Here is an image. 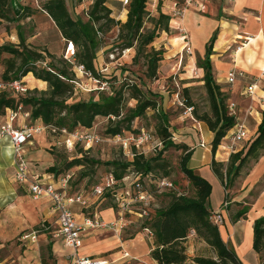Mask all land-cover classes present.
<instances>
[{"label":"rangeland","instance_id":"374dc122","mask_svg":"<svg viewBox=\"0 0 264 264\" xmlns=\"http://www.w3.org/2000/svg\"><path fill=\"white\" fill-rule=\"evenodd\" d=\"M21 1L22 8L24 7L25 10L20 13L17 22L25 20V15L29 13L27 9L37 11L39 14L29 20L28 25L21 26L18 30H16V25L14 24L16 21H2L0 46L12 45L16 47L19 45L20 36L24 42H29L36 37L34 38L36 40L32 39V44L26 43V45L32 47H34L33 45H38L37 40L47 39L49 41L48 47L46 46L44 49L41 46L35 47L36 51L44 57V60L35 63L34 67L36 69H47L51 63L56 67H63L67 70L73 80L71 83L73 91L66 99L67 104L86 101L89 98L97 100L99 93L109 94L112 91H120L121 89L125 107L122 115H125L126 111L136 105V101L130 98L132 87H136L147 98L156 101L155 110H147L142 117L135 119L131 123L132 132L145 130L151 133L153 136L151 144L144 145L139 150L133 149L131 153L125 152L121 144L107 134L108 128L114 127L117 122L116 119L112 118L109 120L98 117L95 119L91 129L83 131L78 128L76 130L79 135L78 138L88 134L98 140L92 145L87 146L84 141H74L72 150H69L66 144L67 136L50 135L46 130L40 134L41 136H35L26 143L22 148V154L27 162L31 163L33 171L42 175H50L58 187L63 184V180H66L64 191L66 195H81L84 199H90L87 204L91 203L92 206L96 204L94 202L96 199L92 197V189L102 184L106 176L114 170L113 167L106 166L105 163L130 162L133 157L131 154H134L144 160L155 159L152 162V172L148 177H144L143 180L144 187L150 193L146 213H150L153 216L157 210L165 209L169 205L172 195L193 197L194 190L180 168L183 152L175 148L163 151V146L158 136V130L163 126L161 115L167 118L168 129L174 138L172 141L176 145H182L181 137L190 143L191 130L189 131L186 128H190L197 133L196 123L199 122L195 117V113L198 116L205 113L211 115L208 95L202 81L203 75L195 70L200 69L199 65L203 60L199 55V45L195 44L193 40L191 41L188 31L182 28L179 23L181 17L177 12L184 8L182 0H161L163 3L171 5L172 9L167 11V13L173 22H169V31L167 33L160 32L158 38L146 47L144 52L138 56L136 63L133 62L135 61L133 58L136 55V43H133L132 49L123 50L121 48L122 42L118 39L119 27H114L111 31L104 34L98 33L97 41H100V48L96 54V69L102 75H107L109 79L107 84H100L92 77L80 74L76 70L77 64H72L66 60L77 52V48L73 46L72 50H68L66 41H61L60 39H58V42L55 41V37L58 38V36H56L54 25L39 10V8L42 9L47 0ZM159 1L147 0L146 10L151 18L157 19L158 17ZM63 2L69 17L73 21L87 22V14L94 0H63ZM218 2L219 0H210L208 10H205V8L204 10L188 8L187 11L210 17L211 9L215 8ZM25 3L26 6H23ZM175 3L178 4L176 8H174ZM115 4L118 7L114 6V9H112L111 18L116 22L124 23L126 19L124 22L119 20L124 12L122 10L123 5L118 0H108L106 6L110 8ZM128 5L125 6V11L128 10ZM160 8L163 12L164 7L162 4H160ZM98 25L95 27H98ZM151 29H153V24L146 21L144 31ZM17 33H19V36ZM183 33H186L190 39L191 54L181 53L182 45L179 41ZM151 48L154 51H161L163 60L158 65L156 78L148 80L145 78L147 71L145 55ZM10 59L14 58L8 54L0 55V81L6 69V62ZM20 65L19 59H14L12 71H16ZM215 74L218 76L217 73ZM29 79H31V83H28ZM21 81L25 88L27 87L24 92L25 97L49 98L50 90L48 85L44 82L42 83V81H37L32 74H28ZM221 91L230 98L228 86L221 87ZM186 101H189L193 106L192 111L187 114L185 110L189 106H187ZM226 104H228V100ZM23 111L24 114L31 112L29 107H23ZM189 114L193 119L190 118ZM22 120H18L21 125L42 127V123L39 120L31 121L30 117ZM127 134L128 132H125V135ZM198 138L199 136L197 135ZM187 147L190 151L192 150V146ZM4 150H1L2 164L12 170L8 172L6 179L3 175H0V264H26L27 261L25 260H29L30 256L26 257V252L31 255L34 253L40 259L44 258L47 264H58L57 256L54 257L52 250L49 251L47 248L50 243L48 240L46 242L41 240L38 247L31 246L26 248L21 245L23 244L20 242L22 234L37 230L45 221H51L52 219L47 216V211H43V209H46V204L35 202L26 191L13 182L14 167L12 168L11 166L12 158L6 155ZM201 151L199 148L196 150L195 158L199 157ZM74 159H82L83 162L79 166L67 169L66 165ZM229 159L222 162L223 173H225ZM90 161L98 162V164H91ZM256 163L252 159L247 160V163L239 173L236 176H232L229 182L226 183L224 176L223 184H220V187L222 185L221 191L218 190L212 193L210 200L213 206L216 204L213 207L215 211H219V207L215 203L216 200L220 199L222 202L226 198L227 206H222V210L225 213H222V210L218 212L223 218L222 226L225 218L230 220L243 206L248 207L256 197L259 187L264 185V179H260L254 188L247 181V176ZM53 166L59 170V173L57 175L47 174V169ZM136 173L141 172H136L133 167L128 168L126 174H129L130 179L126 180L127 184L136 177ZM162 180L171 184V188L160 187L163 192L159 193L155 190L154 183ZM104 200L100 207L111 206L112 201L109 197ZM139 208L144 207L135 206V211H139ZM73 212L78 216L81 209L77 207ZM124 220L129 223L120 233L96 231L90 237L100 243L117 241L116 246H113V244L112 246L109 245L107 249L109 251L103 254L105 257L109 256L107 259L111 261V264H155L149 256L153 250V238L145 230L141 229L145 218L140 219L136 215H126ZM185 248L186 255L189 252V248H191L189 252L191 257L188 258L189 262L186 264H191V260L195 257L216 258L213 250L192 232L185 242ZM114 254H117V256L112 257L111 255ZM124 256L127 258H124ZM31 263H33V260Z\"/></svg>","mask_w":264,"mask_h":264},{"label":"trees","instance_id":"16d2710c","mask_svg":"<svg viewBox=\"0 0 264 264\" xmlns=\"http://www.w3.org/2000/svg\"><path fill=\"white\" fill-rule=\"evenodd\" d=\"M128 1L129 5L124 23L116 22L111 18L112 10L106 6L108 0H94L87 14L88 20L85 23L73 21L69 17L63 0H47L42 7L64 41L72 43L77 48V52L74 54L75 63L83 66L85 72L100 84H107L109 79L107 75H102L96 69V54L100 48V41H97L98 33L104 34L114 27H119L118 39L122 42L121 48L123 50L132 49L133 43H136V55L133 58L135 60L133 62L136 63L138 56L144 52L146 47L158 38L160 32L167 33L169 22H173L168 14L160 10L162 1L158 2L157 19L151 18L147 12V0ZM119 3L122 5V0H119ZM177 5L175 3L174 8ZM18 18L13 15L11 0H0V26L1 21H17ZM146 21L153 24V29L144 31ZM100 22L102 23L100 24ZM97 24H99L98 27H95ZM216 36L217 32L212 35L205 46L204 57L199 65V68L203 70L202 81L208 95L211 115L205 113L198 116L195 113L198 122L204 123L213 134L211 143L213 156L217 148L224 143L227 132L235 125V118L229 114V105L226 104L229 98L222 93L221 86L216 83L212 73L210 57L213 54L212 49ZM2 54H8L14 59H19L21 65L13 72L14 59L8 60L1 81H20L28 74H32L36 80L48 85L50 96L49 98H27L24 95L16 96L8 91H2L0 92V116L15 110L18 105L29 107L31 121H41L42 127H45L50 135L62 136L59 132L62 129L69 134L78 128L87 131L92 128L95 119L100 117L109 120L116 119L117 122L114 127L107 130L108 135L115 137L123 132H132L131 123L135 119L142 117L149 109H156V101L147 98L136 87H132L130 95V98L136 101V105L126 111L125 115H122L125 107L121 89L109 94L99 93L97 100L89 98L86 101L67 104L66 99L73 91L71 85L73 80L65 68L56 67L50 63L47 69H36L35 63L44 60V57L36 51L35 47L26 45L21 37L19 45L16 47L12 45L0 46V55ZM145 56L147 66L145 78L153 80L156 78L158 65L163 60V53L151 48ZM186 104L189 106L188 108L193 109L189 101H186ZM161 120L163 126L158 130V136L163 151L175 148L183 152L180 168L194 190V196L172 195L169 205L165 209L157 210L153 216L150 213H147L146 216L142 215L147 207L139 208V211H135V208L131 209L140 219L145 218L141 229L148 230L152 235L153 250L150 252V259L155 264H186L188 257L185 252V242L192 232L213 250L216 258L195 257L191 260V264H242L234 250L222 240L218 226L212 221V217L217 213H213L210 209L211 185L189 168L188 163L192 156V150L190 151L184 144H174L173 136L168 129L167 118L161 115ZM133 133L137 132L133 131ZM244 153L245 155H243ZM262 155H264V111L261 112V122L257 128V135L248 143L246 150L230 155L225 173L222 172L223 164L214 160L211 162V170L220 183L223 184L224 176L227 183L232 176L239 173L247 160L252 159L257 162ZM153 161L155 159L144 160L142 157L138 158L133 155L130 162H107L105 165L114 168L111 174L120 183L129 178V174H126L127 170L133 167L136 172H141L136 173V176L143 183L144 177H148L152 172ZM82 162V159H74L66 165V168L79 166ZM90 163L98 164V162L93 161ZM46 172L57 175L59 170L53 166L48 168ZM158 183H154V188L161 193L163 191L159 189ZM120 189L105 194L98 199L99 203L102 204L107 197L114 201V196L119 194ZM144 190L150 195L145 187ZM225 199L222 206H227ZM136 206L140 205L137 204ZM248 211L249 207L243 206L234 214L231 221L235 223L240 218H245ZM252 248L257 255L264 254V217L255 220L253 223ZM48 250L51 251V246L48 247ZM41 264H47L44 258H41ZM259 264H264V259Z\"/></svg>","mask_w":264,"mask_h":264},{"label":"crops","instance_id":"0c3cea01","mask_svg":"<svg viewBox=\"0 0 264 264\" xmlns=\"http://www.w3.org/2000/svg\"><path fill=\"white\" fill-rule=\"evenodd\" d=\"M196 1L200 5H203L205 7V10H208L210 0ZM21 3V0H11L12 12L15 18L20 17V13L25 10L24 7L22 8ZM162 5L164 7L163 12L165 14H168L167 11H171L170 9H172L171 5L166 3H162ZM23 6H26V3L23 4ZM114 6L118 7V5L116 4ZM122 7L124 13L119 20H121V22H124V20L126 19L127 11L124 10V6ZM110 9L112 10L114 9V7H110ZM39 10L44 13L45 16L52 22V20L42 9L39 8ZM27 11L29 13L25 15V20H20V22L13 21L15 22L14 24L16 25V30H18L21 26L28 25V22H30L29 20L39 14L37 11H30L28 9ZM210 15V17H206L199 14H194V12L191 11H186L183 18L180 19L179 23L182 28H185V30L188 31L191 41L193 40L195 44L199 45L200 54H198L202 58L204 57L205 46L209 42L212 35L217 32L216 40L213 44L212 49L213 54L210 57L212 73L214 80L218 85H220L221 87L228 86V92L230 94L228 105H233V117L235 118V124L237 126L227 133V136L224 139V143L217 148L214 156L211 152L213 134L208 130L204 123H196V127L198 128L197 133L190 128H186L189 131L191 130L190 143L182 137L180 139L182 140L181 144L192 146V156L188 163V166L196 175L202 177L211 185L212 195L213 192L222 190V185L220 187L221 183L217 181V178L211 170L212 160L220 163L228 160V158L230 157L226 149L229 143L228 138L232 135V133H234L238 125H242L245 128V131L247 132V139L238 144L237 152L245 151L248 143L257 135V128L261 122V112L264 111V107H262L257 100V97H261L260 88L264 86V75H262V73H264V0H219V2L216 4V7L211 9ZM52 24L54 25L53 22ZM54 28L56 31V36H58V38L55 37V41L58 42V39H60L61 41L64 40L61 37L59 31L56 29L55 25ZM17 34L19 36V33ZM32 39L29 42H25V44H32ZM48 42L49 41L47 39L42 38L40 39V41L37 40L38 45L33 46H41L44 49V47L49 46ZM179 42L182 45L181 39ZM195 70L203 75L202 69ZM232 71L242 73L244 77H238L232 84H229L227 82V79ZM215 73H217L218 76ZM252 79L259 80L256 88L257 97L255 98H251L246 94V88L249 85L250 80ZM31 82V79H29L28 83ZM28 117H30V113H26L25 116L19 115L12 124V127L19 128L23 126L24 124L21 125L18 120H22L23 118L25 119ZM7 121L8 113L4 116H0V129L7 124ZM22 122L24 121L22 120ZM44 131L45 129L40 134H42ZM40 134L36 136H39ZM197 135L199 136L198 139ZM201 143L204 144V148L199 147ZM198 148L202 151L200 152L199 157L195 158V152ZM3 149H5L4 151L6 155L11 156V166L13 168L14 166L12 148L11 143L7 138L0 139V175H3L6 179V176L9 174L8 172L12 169H8L2 164L1 150ZM27 163L32 175H37L38 177L44 178L45 180H47V182H54L52 178L49 179V177H51L50 175L35 173L31 167V163L29 161ZM260 179H264V155L259 158L257 163L251 169V172H249V175L247 176V181L249 184H252L253 188ZM13 182L19 185L21 189L28 193L27 186L20 184L15 180V174ZM56 187H58L57 184ZM85 199L89 201L88 198ZM95 199L96 200L94 202L96 204H93L92 206L91 203H88L87 207L85 208L79 205L72 206V212L77 207L81 209V212L78 216H76L73 212V214L76 216L77 221L82 222L84 218L91 217L93 215L101 218L107 223L116 221L118 219V207L116 205V202L112 201L111 206L102 208L100 207L101 203H99L98 199ZM34 201L46 204V209H43V211H47V216L52 220L45 221L41 225V227L37 229L39 231V235L36 243H26L21 245L26 248L31 246L38 247V244L41 240L45 242L48 240L50 242L48 244V247L51 246L53 256H57L58 264H69L66 259L69 251L64 248L61 239L58 236V216L57 213L52 210L51 200L47 197H42ZM215 203H217L219 211L214 210L213 207L216 204L213 206L210 200L211 211L213 213L220 212L222 210L224 200L221 202L220 199H218ZM248 207L249 211L246 214L245 218H240L235 223H233L231 219L228 220L227 218H225L223 226L222 224L219 225V231L222 240L234 250L237 258L241 261L242 264H259L260 261L264 259V254L259 256L253 251V223L255 220L264 217V185L259 187V191L257 192L256 197L253 199L251 204L248 205ZM222 213H225V211L222 210ZM36 215L38 214L36 213ZM127 223L129 222H127L126 220V226ZM96 231L112 232L109 229H97L84 235L83 245L80 251L81 255L102 260L106 262V264H111V261L107 259L109 256L105 257L103 256V254L109 251L107 250L109 248V245L112 246L113 244V246H116L117 241L113 240L109 243L107 241H104L103 243L94 241V239H92L90 236L91 234H93V232ZM190 250L191 248H189V252ZM189 252H187L188 258L191 257V254ZM25 255L26 257L30 255L29 260H25L27 261L26 264H41V259L39 257H36L34 253H32L31 255L26 252ZM111 256L116 257L117 254ZM124 258L127 257L124 256ZM32 260L33 263H31Z\"/></svg>","mask_w":264,"mask_h":264},{"label":"built area","instance_id":"2783aa9c","mask_svg":"<svg viewBox=\"0 0 264 264\" xmlns=\"http://www.w3.org/2000/svg\"><path fill=\"white\" fill-rule=\"evenodd\" d=\"M182 2L184 3V8L177 12L181 18H183L188 8H193L195 10H204L205 8L196 0H182ZM128 3V0H122V5L124 7L128 5ZM181 40V53L184 52L185 54H191L190 39L186 33L182 34ZM66 43L67 49L72 50V43ZM66 60L72 64L75 63L74 55L68 57ZM76 70L80 74L90 77V75L85 72L83 66L76 65ZM262 75H264V73H262ZM238 77L243 78L244 76L242 73L232 71L228 76L227 82L232 84ZM258 81V79L250 80L249 85L246 88V94L251 98L257 97L256 88ZM2 91H8L17 96L19 94L24 95L26 88L21 80L6 82L0 81V92ZM260 94L261 97H257V100L259 104L264 107V86L260 88ZM228 110L229 114L233 116V105H229ZM191 111L192 108H186L185 113L187 114ZM25 114L23 111V106L18 105L15 110L8 112L7 124L0 129V137L7 138L11 143L15 180L18 183L27 186L28 193L32 199L38 200L42 197H47L51 200L52 210L55 211L58 216V236L61 239L64 248L69 251L66 258L69 264H106V262L102 260L81 255L80 251L82 249L84 235L97 229H109L114 233H120L121 230L126 227V221L124 220V217L128 213H130V215L138 216L132 212L131 209L135 208L137 204L146 208L148 206L150 195L144 190L143 183L140 182V178L138 176H136L130 183L127 184L126 180H129L130 177L125 179L123 183H120L114 178L112 174H109L103 180L102 184L92 189V197L99 199L105 194L112 193L121 188L119 190V194L114 196V202H116L118 207V219L116 221L107 223L101 218L93 215L91 217L84 218L82 222L77 221L76 216L73 214L71 208L74 205H79L85 208L87 207V200L81 195L67 196L64 192L66 186L65 184L67 182L66 180H63L62 185L56 187L54 182H47V180L44 178L38 177L37 175H32L29 170L27 160L22 154V148L36 135L40 134L45 129V127H27L23 125L19 128H13L12 124L18 118V116H25ZM190 118L193 119L191 115ZM236 126L237 125L235 124L233 128ZM59 132L62 136H67L66 144L69 150H72L74 141H84L85 145L87 146L92 145L94 142H98L97 139L92 138L88 134L78 138L79 135L76 131L69 134L66 130L62 129ZM113 138L119 142L123 147V150L128 153H131L133 149L139 150L144 145H148L153 142V136L151 133L145 130H140L137 133L128 132L127 135H125V132H123L121 135H117ZM246 139L247 132L245 131V128L242 125H238L234 133H232V135L228 138L229 143L226 149L229 155L236 153L238 144ZM199 147L204 148L205 146L203 143H201ZM131 155L133 156L134 154ZM50 178L52 177H49V179ZM158 187L159 189L171 188V184L167 183L165 180H162L158 183ZM142 215H147L145 210L143 211ZM212 221L215 225L219 226L222 224L223 218L221 214L217 212V214L212 217ZM145 232L150 237H152L148 230H145ZM38 235V230L22 234L20 236V242L23 244H34L37 242Z\"/></svg>","mask_w":264,"mask_h":264}]
</instances>
